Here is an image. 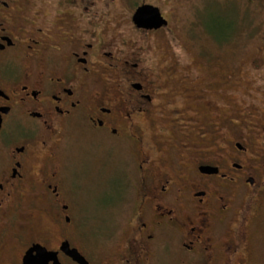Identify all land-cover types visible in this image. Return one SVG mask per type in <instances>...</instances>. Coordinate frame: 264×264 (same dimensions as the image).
<instances>
[{
	"label": "flooded vegetation",
	"instance_id": "1",
	"mask_svg": "<svg viewBox=\"0 0 264 264\" xmlns=\"http://www.w3.org/2000/svg\"><path fill=\"white\" fill-rule=\"evenodd\" d=\"M141 5L155 7L0 0V264L259 263L264 88L232 89L180 44L157 61L170 20L156 6L167 24L137 26ZM77 129L109 149L127 209L120 240L95 250L59 157Z\"/></svg>",
	"mask_w": 264,
	"mask_h": 264
},
{
	"label": "rangeland",
	"instance_id": "2",
	"mask_svg": "<svg viewBox=\"0 0 264 264\" xmlns=\"http://www.w3.org/2000/svg\"><path fill=\"white\" fill-rule=\"evenodd\" d=\"M131 1L153 4L170 20L171 30L155 37L152 45L157 61L167 60L170 50L180 48L176 46L180 44L187 46L191 58L198 55V60H206L211 71L220 65L224 70L219 72L235 74L232 89L252 92L257 85L264 88V71L257 73L252 62L264 55V0ZM59 157L67 163L66 175L70 171L68 184L74 194L69 193L68 202L81 216L87 245L95 250V244L105 248L110 238L120 240L127 209L125 202H118L119 197L108 192L107 181L113 170L109 149L96 146L85 132L77 129L64 140ZM258 227L262 250L257 258L258 264H264V214Z\"/></svg>",
	"mask_w": 264,
	"mask_h": 264
},
{
	"label": "water",
	"instance_id": "3",
	"mask_svg": "<svg viewBox=\"0 0 264 264\" xmlns=\"http://www.w3.org/2000/svg\"><path fill=\"white\" fill-rule=\"evenodd\" d=\"M133 22L143 28H160L165 26L167 23L162 18L157 7L151 5L139 6L133 14Z\"/></svg>",
	"mask_w": 264,
	"mask_h": 264
}]
</instances>
